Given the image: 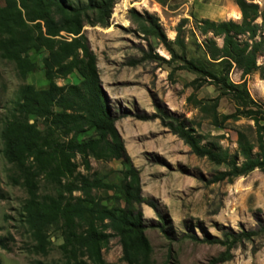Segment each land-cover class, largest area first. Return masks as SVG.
I'll list each match as a JSON object with an SVG mask.
<instances>
[{
  "label": "trees",
  "instance_id": "1",
  "mask_svg": "<svg viewBox=\"0 0 264 264\" xmlns=\"http://www.w3.org/2000/svg\"><path fill=\"white\" fill-rule=\"evenodd\" d=\"M115 2L0 0V58L12 62L17 76L24 79L36 66L29 52L43 50L41 63L48 81L46 88L37 89L28 83L17 88L1 119L0 152L14 168L11 182L26 193L21 218L33 240L32 251L46 254L50 234L55 235L60 240L57 247L62 264H157L151 258L152 248L138 207L145 203L156 208L141 196L138 170L129 165L120 171L119 183L106 182L91 171L89 160L130 161L100 83L96 56L82 33L85 24L106 27ZM234 3L240 12L239 21L195 19L196 29L203 36L200 41L192 33L185 39L186 18L178 22L170 42L156 16L146 14L143 18L135 9L129 10L140 31L157 38L169 53V60L160 59L166 64L179 60L169 70L168 78L172 79L175 69L186 70L196 76L189 86L197 89L213 85L219 96L230 98L235 107L230 113H218V97L197 99L194 94L187 96L188 104L214 126L241 118L253 122V126L235 129L237 150L231 153L215 137L198 133L185 118L172 116L161 107L156 106L150 115H136L140 120L159 119L191 153L221 166L211 177L212 183L229 182L254 169H264V104L252 99L245 82L254 71L264 75V66L257 63V58L264 55V9L252 0ZM171 45H176L180 54ZM156 58L148 51L139 60ZM233 68L240 73L238 83L229 79ZM73 71L80 77L77 82L56 83ZM87 133L90 135L84 136ZM43 185L52 191L40 193ZM99 190L113 191L117 204H103L96 194ZM259 233H264V224L257 231H230L223 233L222 239L203 238L209 244L224 246L208 264L230 259L235 244ZM114 236L121 246V256L119 262H108L102 250ZM0 247L6 248L5 237L0 236ZM31 264L60 263L35 259Z\"/></svg>",
  "mask_w": 264,
  "mask_h": 264
},
{
  "label": "rangeland",
  "instance_id": "2",
  "mask_svg": "<svg viewBox=\"0 0 264 264\" xmlns=\"http://www.w3.org/2000/svg\"><path fill=\"white\" fill-rule=\"evenodd\" d=\"M252 1L264 9V0ZM130 9H135L143 18L146 14L156 16L170 42L183 18L187 19L185 39L192 33L200 41L203 36L196 29L195 19L239 21L240 12L234 0H116L106 27L85 24L82 28L96 56L100 83L130 159L129 163H123L90 158L91 171L106 182L119 183L123 168L132 165L138 170L141 196L156 208L145 203L138 207L152 248L151 258L157 264H208L224 246L209 244L203 238L222 239L223 233L230 231H257L264 224V169H254L229 182L212 183L211 177L221 166L191 153L159 119L140 120L136 115H150L156 106L161 107L172 116L185 118L198 133L215 137L231 153L237 150L235 129L253 126V122L241 118L228 120L222 127L214 126L188 104L187 96L194 94L197 99L218 97V113H230L235 107L230 98L219 96L213 85L205 84L197 89L189 86L188 82L196 76L186 70L175 69L172 79L168 78L169 70L178 65L179 60L166 64L160 59L169 60V53L157 38L140 31L139 24L130 18ZM171 47L180 54L176 45ZM148 51L159 58L139 60ZM44 56L43 50L29 52L36 66L24 79L17 76L12 62L0 58V128L5 107L15 98L21 84H32L37 89L47 87L41 63ZM135 60L138 62H133ZM257 63L264 66V55L257 58ZM79 79L78 73L73 71L56 83H75ZM229 79L233 83L240 82L236 68L230 71ZM245 82L252 99L264 104V75L261 77L254 71L246 76ZM79 170L83 172L81 167ZM14 173V168L0 152V236L6 238V248L0 247V264H31L35 259L62 264L57 247L60 240L55 235L50 234L51 245L46 254L32 251L33 240L21 218L26 193L20 185L11 182L10 176ZM47 191H52L47 185L40 189V193ZM96 194L109 207L117 204L113 191L99 190ZM163 223L164 228H161ZM230 251V259L219 264H264V233L238 242ZM102 256L108 262H119L121 246L117 237L110 238Z\"/></svg>",
  "mask_w": 264,
  "mask_h": 264
},
{
  "label": "bare ground",
  "instance_id": "3",
  "mask_svg": "<svg viewBox=\"0 0 264 264\" xmlns=\"http://www.w3.org/2000/svg\"><path fill=\"white\" fill-rule=\"evenodd\" d=\"M124 2V1H123ZM127 24V23H126Z\"/></svg>",
  "mask_w": 264,
  "mask_h": 264
}]
</instances>
